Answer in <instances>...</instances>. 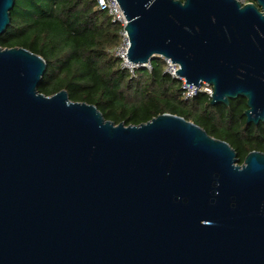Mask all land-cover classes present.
Returning <instances> with one entry per match:
<instances>
[{
	"label": "water",
	"instance_id": "water-1",
	"mask_svg": "<svg viewBox=\"0 0 264 264\" xmlns=\"http://www.w3.org/2000/svg\"><path fill=\"white\" fill-rule=\"evenodd\" d=\"M128 61L169 58L264 122V0H116ZM14 0H0V34ZM0 47V264H264V152L174 114L114 124Z\"/></svg>",
	"mask_w": 264,
	"mask_h": 264
},
{
	"label": "trees",
	"instance_id": "trees-1",
	"mask_svg": "<svg viewBox=\"0 0 264 264\" xmlns=\"http://www.w3.org/2000/svg\"><path fill=\"white\" fill-rule=\"evenodd\" d=\"M9 15L0 47H22L44 59L40 93L65 90L70 101L96 106L114 124L138 125L164 113L183 117L227 142L239 164L251 151L264 152V122L246 123L244 97L227 105L210 104L204 93L183 99L180 81L164 72L158 57L150 71L138 69L134 76L121 68L113 55L120 26L96 0H14Z\"/></svg>",
	"mask_w": 264,
	"mask_h": 264
},
{
	"label": "built area",
	"instance_id": "built-area-1",
	"mask_svg": "<svg viewBox=\"0 0 264 264\" xmlns=\"http://www.w3.org/2000/svg\"><path fill=\"white\" fill-rule=\"evenodd\" d=\"M241 4L251 2V0H237ZM97 8L105 12L113 23H117L120 26V40L118 45L113 49V55L117 57L120 61V67L127 71L130 76H134L136 70L146 69L151 70V60L143 64L132 63L128 61L126 55V49L128 48V36H126V31L124 29L127 21L126 18L116 0H96ZM164 62V72L168 74L171 78L180 81L181 83V95L183 99H192L200 93H204L209 98L213 92L212 86L206 82H200L198 85H192L185 83V79L179 75L175 74V71L179 69V65L176 63H171L169 58L163 56H158Z\"/></svg>",
	"mask_w": 264,
	"mask_h": 264
}]
</instances>
